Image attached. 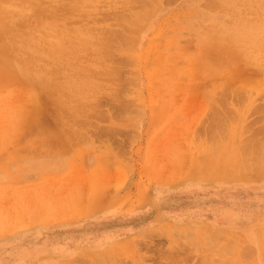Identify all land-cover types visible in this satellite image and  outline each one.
<instances>
[{"label":"rangeland","instance_id":"374dc122","mask_svg":"<svg viewBox=\"0 0 264 264\" xmlns=\"http://www.w3.org/2000/svg\"><path fill=\"white\" fill-rule=\"evenodd\" d=\"M0 264H264V0H0Z\"/></svg>","mask_w":264,"mask_h":264}]
</instances>
